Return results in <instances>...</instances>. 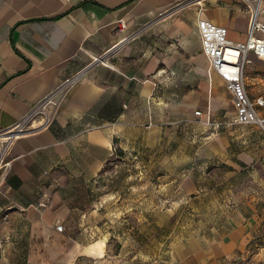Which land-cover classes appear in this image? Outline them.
<instances>
[{"label": "crops", "instance_id": "crops-1", "mask_svg": "<svg viewBox=\"0 0 264 264\" xmlns=\"http://www.w3.org/2000/svg\"><path fill=\"white\" fill-rule=\"evenodd\" d=\"M258 18L264 21V13ZM249 19L243 0H0V144L6 162L0 167V264L240 259L264 221L250 199L215 203L210 197L202 224L147 260L140 253L109 254L73 197L116 147L160 143L148 141L147 132L159 130L164 117L172 122L197 105L204 118L213 115L220 124L236 116L232 92L209 68L199 22L224 27L227 38L241 42ZM248 58L243 77L254 101L264 98V58L251 51ZM77 74L56 104H43L27 120L26 132L5 143L18 121ZM262 105L255 109L264 119ZM227 160L247 162L241 154Z\"/></svg>", "mask_w": 264, "mask_h": 264}, {"label": "rangeland", "instance_id": "rangeland-1", "mask_svg": "<svg viewBox=\"0 0 264 264\" xmlns=\"http://www.w3.org/2000/svg\"><path fill=\"white\" fill-rule=\"evenodd\" d=\"M56 101L57 96L47 107ZM195 108L199 113L184 112L172 122L164 117L159 130L147 132L148 141L160 143L116 147L73 197L86 208L83 220L93 237L106 240L109 254L140 253L148 260L164 253L202 224L210 197L215 203L250 199L264 215V122L235 116L220 124ZM240 154L247 162H228ZM234 264H264V221Z\"/></svg>", "mask_w": 264, "mask_h": 264}, {"label": "built area", "instance_id": "built-area-1", "mask_svg": "<svg viewBox=\"0 0 264 264\" xmlns=\"http://www.w3.org/2000/svg\"><path fill=\"white\" fill-rule=\"evenodd\" d=\"M250 10L247 37L244 41L236 42L225 36V29L215 26L205 20L199 22V32L202 42V50L207 55L209 68L216 71L227 83L233 96V104L236 110L235 120L239 122L258 121L264 119L257 116L254 104H264V98L257 97L252 101L245 89L243 67L249 61L248 53L251 51L257 57L264 58V21L259 20L258 15L264 11L262 0H243ZM258 32H261L259 34ZM98 59V57H97ZM78 74L68 77L59 83L44 100L35 105L33 109L20 121H18L5 136V143L26 132L27 120L35 113L41 112L43 104L51 102L57 96L56 103L75 83ZM54 103V104H56ZM199 113V110H195ZM4 144H0V167L6 162L3 156ZM44 205V202H39ZM62 228L61 224L56 226ZM1 243V242H0Z\"/></svg>", "mask_w": 264, "mask_h": 264}, {"label": "water", "instance_id": "water-1", "mask_svg": "<svg viewBox=\"0 0 264 264\" xmlns=\"http://www.w3.org/2000/svg\"><path fill=\"white\" fill-rule=\"evenodd\" d=\"M98 59H100V57H98Z\"/></svg>", "mask_w": 264, "mask_h": 264}, {"label": "bare ground", "instance_id": "bare-ground-1", "mask_svg": "<svg viewBox=\"0 0 264 264\" xmlns=\"http://www.w3.org/2000/svg\"><path fill=\"white\" fill-rule=\"evenodd\" d=\"M259 2V1H258Z\"/></svg>", "mask_w": 264, "mask_h": 264}, {"label": "trees", "instance_id": "trees-1", "mask_svg": "<svg viewBox=\"0 0 264 264\" xmlns=\"http://www.w3.org/2000/svg\"><path fill=\"white\" fill-rule=\"evenodd\" d=\"M121 150V149H120Z\"/></svg>", "mask_w": 264, "mask_h": 264}]
</instances>
